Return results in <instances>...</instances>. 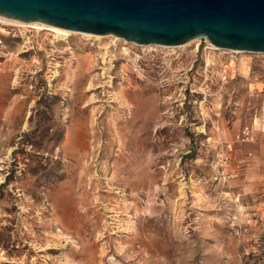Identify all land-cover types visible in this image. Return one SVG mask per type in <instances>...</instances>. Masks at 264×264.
<instances>
[{
  "label": "rangeland",
  "instance_id": "1",
  "mask_svg": "<svg viewBox=\"0 0 264 264\" xmlns=\"http://www.w3.org/2000/svg\"><path fill=\"white\" fill-rule=\"evenodd\" d=\"M0 264H264V53L0 19Z\"/></svg>",
  "mask_w": 264,
  "mask_h": 264
},
{
  "label": "water",
  "instance_id": "2",
  "mask_svg": "<svg viewBox=\"0 0 264 264\" xmlns=\"http://www.w3.org/2000/svg\"><path fill=\"white\" fill-rule=\"evenodd\" d=\"M0 15L140 45L204 37L218 48L264 53V0H0Z\"/></svg>",
  "mask_w": 264,
  "mask_h": 264
},
{
  "label": "bare ground",
  "instance_id": "3",
  "mask_svg": "<svg viewBox=\"0 0 264 264\" xmlns=\"http://www.w3.org/2000/svg\"><path fill=\"white\" fill-rule=\"evenodd\" d=\"M0 19L4 20V21H9V22H17L18 24L22 25L24 23H41V24H45L43 22H39V21H36V22H22V21H19V20H16V19H12V18H8V17H5V16H1L0 15ZM45 25H48V24H45ZM24 26V25H23ZM48 26H52V27H55L57 28L58 30H60L61 32H68L70 30H67V29H64V28H61V27H58V26H53V25H48ZM70 32H76V31H70ZM78 33H82L84 34L85 36H93L94 34H91V33H83V32H78ZM64 34V33H63ZM97 37H100V36H107V35H95ZM116 37V36H115ZM212 44V43H211ZM213 45V44H212ZM148 46H151V45H148ZM185 46V45H183ZM214 47H216L217 49H221V48H218L217 46L213 45ZM236 51V50H235Z\"/></svg>",
  "mask_w": 264,
  "mask_h": 264
},
{
  "label": "trees",
  "instance_id": "4",
  "mask_svg": "<svg viewBox=\"0 0 264 264\" xmlns=\"http://www.w3.org/2000/svg\"><path fill=\"white\" fill-rule=\"evenodd\" d=\"M82 217H83V216H82ZM82 217H81V220L83 221L84 217H83V218H82Z\"/></svg>",
  "mask_w": 264,
  "mask_h": 264
},
{
  "label": "crops",
  "instance_id": "5",
  "mask_svg": "<svg viewBox=\"0 0 264 264\" xmlns=\"http://www.w3.org/2000/svg\"><path fill=\"white\" fill-rule=\"evenodd\" d=\"M73 227V226H72Z\"/></svg>",
  "mask_w": 264,
  "mask_h": 264
}]
</instances>
